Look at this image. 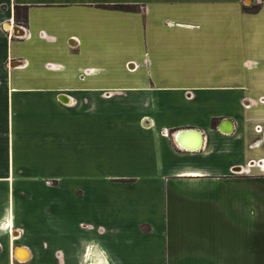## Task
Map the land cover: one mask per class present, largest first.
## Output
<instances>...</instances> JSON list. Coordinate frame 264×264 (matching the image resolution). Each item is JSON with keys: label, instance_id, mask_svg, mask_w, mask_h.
Wrapping results in <instances>:
<instances>
[{"label": "crops", "instance_id": "obj_1", "mask_svg": "<svg viewBox=\"0 0 264 264\" xmlns=\"http://www.w3.org/2000/svg\"><path fill=\"white\" fill-rule=\"evenodd\" d=\"M0 264H264V0H0Z\"/></svg>", "mask_w": 264, "mask_h": 264}, {"label": "trees", "instance_id": "obj_2", "mask_svg": "<svg viewBox=\"0 0 264 264\" xmlns=\"http://www.w3.org/2000/svg\"><path fill=\"white\" fill-rule=\"evenodd\" d=\"M113 9L123 10V11H136L138 7L136 5H130V4H116L109 6ZM26 6H15L14 7V15L16 22H24L26 21Z\"/></svg>", "mask_w": 264, "mask_h": 264}, {"label": "water", "instance_id": "obj_3", "mask_svg": "<svg viewBox=\"0 0 264 264\" xmlns=\"http://www.w3.org/2000/svg\"><path fill=\"white\" fill-rule=\"evenodd\" d=\"M188 133V131H181V132H178L175 136V140L177 142V144L182 147V148H188V149H194L196 147H192L188 144H185L183 141V136L186 135ZM192 133L196 134V137L200 136V139H202L201 137V133L199 131H192ZM185 138V137H184ZM183 139V140H182ZM201 142V141H200Z\"/></svg>", "mask_w": 264, "mask_h": 264}, {"label": "rangeland", "instance_id": "obj_4", "mask_svg": "<svg viewBox=\"0 0 264 264\" xmlns=\"http://www.w3.org/2000/svg\"><path fill=\"white\" fill-rule=\"evenodd\" d=\"M137 7H138V6H137ZM252 74H259V75H262V73H261V67H259L258 69L254 70V71L252 72ZM38 181H39V183H38ZM45 183H48V184H50V185H53V184H54L53 180H45ZM36 184L39 185V186H42V180H37V181H36Z\"/></svg>", "mask_w": 264, "mask_h": 264}, {"label": "bare ground", "instance_id": "obj_5", "mask_svg": "<svg viewBox=\"0 0 264 264\" xmlns=\"http://www.w3.org/2000/svg\"><path fill=\"white\" fill-rule=\"evenodd\" d=\"M5 28H7V29H8V28L11 29V25H10V24H9V25L6 24V25H5ZM15 29H16V28L13 26L12 32H13ZM11 63H12V62H11ZM63 99H64V100H67V98H63ZM231 129H232V126H231V128H230L229 130L225 128V131H230ZM199 144H200V143H199ZM199 144H198L196 147H198ZM18 258L21 259V260L23 259L22 257H18Z\"/></svg>", "mask_w": 264, "mask_h": 264}, {"label": "flooded vegetation", "instance_id": "obj_6", "mask_svg": "<svg viewBox=\"0 0 264 264\" xmlns=\"http://www.w3.org/2000/svg\"><path fill=\"white\" fill-rule=\"evenodd\" d=\"M5 24H9V23H6V22H5ZM5 24H4V25H5ZM4 25H3V26H4ZM10 25H11V29H9V30H11V31H12V29H13V26H19V25H20V26H21V25L23 26V24H20V23H15V24H14V23H10ZM14 31H15V30H14Z\"/></svg>", "mask_w": 264, "mask_h": 264}, {"label": "built area", "instance_id": "obj_7", "mask_svg": "<svg viewBox=\"0 0 264 264\" xmlns=\"http://www.w3.org/2000/svg\"><path fill=\"white\" fill-rule=\"evenodd\" d=\"M18 247H15V249H17Z\"/></svg>", "mask_w": 264, "mask_h": 264}]
</instances>
